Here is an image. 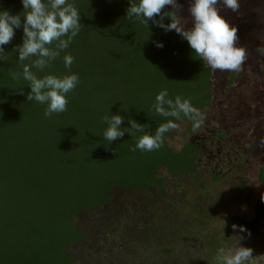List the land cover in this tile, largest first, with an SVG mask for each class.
<instances>
[{"label":"trees","instance_id":"16d2710c","mask_svg":"<svg viewBox=\"0 0 264 264\" xmlns=\"http://www.w3.org/2000/svg\"><path fill=\"white\" fill-rule=\"evenodd\" d=\"M82 31L67 49L75 57L72 72L81 83L68 95L67 111L44 116L45 105L28 101L30 88L21 79L18 53L22 28L4 46L0 61V264H75L67 248L86 236L77 216L111 203L113 188L155 189L166 169L174 177L193 173L200 148L186 141L181 149L168 143L153 152L132 151L125 133L109 144L103 139V117L120 114L154 133L165 118L152 111L164 88L174 98H190L202 112L212 106L213 71L201 62L174 30L165 32L148 21L126 19L130 0H74ZM23 11L21 0H0V11ZM173 11L165 6L163 12ZM23 20V17H21ZM160 19L159 16L156 17ZM165 16L163 23H170ZM161 41L163 48L155 42ZM63 53L49 69L64 75ZM38 75H40L38 73ZM233 78L230 79V82ZM189 132L192 122L184 119ZM142 135V134H137ZM223 139L224 134H219ZM264 173H262V178ZM250 220L234 217L251 233L264 219V198Z\"/></svg>","mask_w":264,"mask_h":264},{"label":"rangeland","instance_id":"374dc122","mask_svg":"<svg viewBox=\"0 0 264 264\" xmlns=\"http://www.w3.org/2000/svg\"><path fill=\"white\" fill-rule=\"evenodd\" d=\"M178 2V10L166 7L190 28L189 0ZM218 7L238 28L237 46L247 58L239 72L212 70V106L200 129L190 133L183 122L168 135L178 150L188 140L199 142L198 168L180 177L160 169L162 186L115 187L111 203L80 213L76 224L86 236L66 249L75 264H214L216 250L240 236L253 249L250 264H264V219L250 237L232 228L239 225L234 217L250 220L264 198V0H240L238 12Z\"/></svg>","mask_w":264,"mask_h":264},{"label":"clouds","instance_id":"9594fccd","mask_svg":"<svg viewBox=\"0 0 264 264\" xmlns=\"http://www.w3.org/2000/svg\"><path fill=\"white\" fill-rule=\"evenodd\" d=\"M21 4L23 11L19 14L0 11V61L5 60L4 46L12 41L16 30L22 28V43L13 49L18 53L16 63L19 66L14 79L26 82L30 88L27 100L45 105L44 116L51 117L67 111L68 95L81 83L79 74L71 71L75 57L67 52L82 31L80 10L74 0H21ZM218 5L238 12L240 0H189L190 28L186 27L189 21L182 18L178 11L162 13L165 6L180 9L178 0H130L126 19L132 23L139 21L147 27L151 20L165 32L174 30L187 41L195 56L213 71L239 72L246 62V49L237 46L238 28L230 25L220 14ZM165 16L170 17V23H163ZM155 46L163 48L164 44L157 41ZM62 53L67 73L57 75L49 69ZM151 107L157 116L165 118L154 133L146 131L150 125H142L130 117V127H121L125 117L109 112L103 117L107 125L102 133L103 139L110 144L128 133L135 141L132 151L153 152L164 145L166 134L181 130L178 122L188 119L195 132L205 120L204 113L193 105L190 98L180 95L173 98L167 88L156 94ZM232 228L251 236L244 225L233 224ZM243 239L240 236L238 243H225L219 247L213 258L214 264H250L253 249L242 246L240 240Z\"/></svg>","mask_w":264,"mask_h":264},{"label":"flooded vegetation","instance_id":"af4514ba","mask_svg":"<svg viewBox=\"0 0 264 264\" xmlns=\"http://www.w3.org/2000/svg\"><path fill=\"white\" fill-rule=\"evenodd\" d=\"M196 131H197V130H196ZM196 131H195V132H196ZM195 132H194V133H195ZM219 134H223V133H221V132H217V133H216V136L218 137V139H220V140H221V139L224 140L223 138H221V137L219 136ZM224 135H225V134H224ZM225 139H226V138H225ZM190 141H192L193 143H195V144L200 148V154H201V152H202V148H201L199 142H198V141H194V140H190ZM83 239H84V238H83ZM83 239H81V240H83ZM81 240H79V241H81ZM79 241H77L76 243H78ZM76 243H75V244H76ZM75 244H74V245H75ZM72 246H73V245H72Z\"/></svg>","mask_w":264,"mask_h":264}]
</instances>
